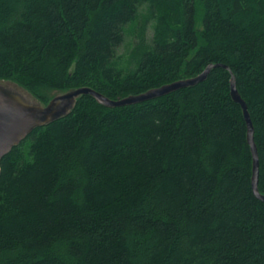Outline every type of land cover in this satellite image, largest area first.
Here are the masks:
<instances>
[{"label":"trees","instance_id":"16d2710c","mask_svg":"<svg viewBox=\"0 0 264 264\" xmlns=\"http://www.w3.org/2000/svg\"><path fill=\"white\" fill-rule=\"evenodd\" d=\"M197 22L201 27L196 28ZM126 35L133 43L118 55ZM79 96L0 162V264H264V0H0V81Z\"/></svg>","mask_w":264,"mask_h":264},{"label":"water","instance_id":"95a60500","mask_svg":"<svg viewBox=\"0 0 264 264\" xmlns=\"http://www.w3.org/2000/svg\"><path fill=\"white\" fill-rule=\"evenodd\" d=\"M213 67L212 65L206 66L199 75L193 78L182 79L158 88L150 89L139 95H131L115 101L91 89L78 88L54 96L47 105L41 106L35 102H25L17 94L0 87V162L14 147L24 141L33 129L47 125L65 116L71 110L79 96H91L99 104L108 108L139 104L162 97L182 88L195 86L206 79ZM230 96L234 102L240 105L247 126V142L252 154V192L258 199L264 201V196H261L257 190L258 156L253 142L252 124L246 106L235 88L233 78L230 80ZM29 115H36L37 117L33 121L24 122Z\"/></svg>","mask_w":264,"mask_h":264},{"label":"rangeland","instance_id":"374dc122","mask_svg":"<svg viewBox=\"0 0 264 264\" xmlns=\"http://www.w3.org/2000/svg\"><path fill=\"white\" fill-rule=\"evenodd\" d=\"M201 27L200 22H197L196 24V28L199 29ZM133 43V38L131 37V35H126L125 37V41L123 43V45L118 49V55L121 56H125L127 51L129 50V48L131 47ZM0 87H2L3 89L12 92L14 94H17L18 96H20L25 102L28 103H34L35 101L23 90L19 89L18 87H16L15 85L5 82V81H0ZM65 92H51L50 91H46L44 94L46 97H54L60 94H64ZM36 103V102H35Z\"/></svg>","mask_w":264,"mask_h":264},{"label":"bare ground","instance_id":"6f19581e","mask_svg":"<svg viewBox=\"0 0 264 264\" xmlns=\"http://www.w3.org/2000/svg\"><path fill=\"white\" fill-rule=\"evenodd\" d=\"M35 117H37V116L36 115H29V116L26 117L24 122L33 121L34 119H36Z\"/></svg>","mask_w":264,"mask_h":264}]
</instances>
